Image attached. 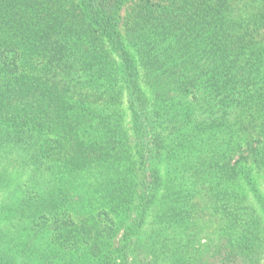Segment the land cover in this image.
Instances as JSON below:
<instances>
[{
  "label": "trees",
  "instance_id": "obj_1",
  "mask_svg": "<svg viewBox=\"0 0 264 264\" xmlns=\"http://www.w3.org/2000/svg\"><path fill=\"white\" fill-rule=\"evenodd\" d=\"M15 166L0 264H264V0H0Z\"/></svg>",
  "mask_w": 264,
  "mask_h": 264
},
{
  "label": "rangeland",
  "instance_id": "obj_2",
  "mask_svg": "<svg viewBox=\"0 0 264 264\" xmlns=\"http://www.w3.org/2000/svg\"><path fill=\"white\" fill-rule=\"evenodd\" d=\"M7 159H9L8 154L3 156L1 161H4V164H6V162H8ZM20 168L21 167L15 166L10 170V184L7 182V184L0 185V239H3V237L6 236L3 243H8L7 245H10V239H13L15 233L19 236L20 240H26L31 237L28 230L30 226L29 221H18V218H16L15 213L12 210H9V208L5 209L7 205H11L13 201H16L22 195V189H19L18 185L20 186L21 183L27 180V175H29V173L27 171L21 173ZM14 190L17 191L11 196V199L13 200H9L8 196ZM123 230L124 229L119 232L118 237L114 242L115 245L119 243Z\"/></svg>",
  "mask_w": 264,
  "mask_h": 264
}]
</instances>
